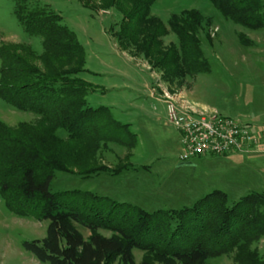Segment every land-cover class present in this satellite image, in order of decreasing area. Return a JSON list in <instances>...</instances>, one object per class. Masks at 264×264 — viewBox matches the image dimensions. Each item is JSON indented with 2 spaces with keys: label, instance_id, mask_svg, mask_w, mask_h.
I'll use <instances>...</instances> for the list:
<instances>
[{
  "label": "trees",
  "instance_id": "16d2710c",
  "mask_svg": "<svg viewBox=\"0 0 264 264\" xmlns=\"http://www.w3.org/2000/svg\"><path fill=\"white\" fill-rule=\"evenodd\" d=\"M14 1L22 30L39 38L42 48L36 57L25 47H0V99L44 122L37 139L34 129L27 126L15 130L0 126V194L5 206L17 216L32 215L47 222L44 237L24 241V251L41 264H109L116 258L120 264H136L135 249L154 254L157 264H204L210 257L245 247L264 235V213L259 212L264 193H250L228 206L225 193L212 191L190 207L148 212L82 190L50 192L54 172L65 171L66 164L82 156L79 146L96 150L100 142L124 145L121 135L128 138L127 145L134 146L136 140L129 126L114 120L107 107L86 106L85 84L71 78L85 63V49L62 24L61 16L46 6ZM207 1L236 24L252 30L264 28L260 0ZM101 2L103 8H112L122 17L115 34L118 43L142 53L166 79L208 73L209 64L194 35L199 25L196 12L169 21L177 44L163 49L166 27L149 16L154 0ZM58 130L64 132V140L53 135ZM75 224L91 231L87 240ZM99 229L112 235L102 236ZM246 254L245 263L241 260L240 264L247 260L264 264L250 250Z\"/></svg>",
  "mask_w": 264,
  "mask_h": 264
},
{
  "label": "rangeland",
  "instance_id": "374dc122",
  "mask_svg": "<svg viewBox=\"0 0 264 264\" xmlns=\"http://www.w3.org/2000/svg\"><path fill=\"white\" fill-rule=\"evenodd\" d=\"M26 1L29 6H46L57 13L62 24L76 34L86 55L84 65L71 78L85 84L86 106L107 107L120 125L130 124L129 131L136 140L134 146L127 145L128 138L121 135L119 139L124 145L100 142L96 150L88 145L79 146L82 156L66 164L65 171L54 172L50 192L82 190L148 212L190 207L194 200L212 191L225 193L228 206L250 193H264V156H257L264 154L261 144L264 125L256 126V130L248 125L259 138L250 151L205 155L182 162L178 135L166 124L164 107L149 101L168 93L184 105L194 107L185 101V92L217 109L221 116L233 119L238 114L260 116L264 111V61L256 58L243 61L241 57L245 56L240 54L245 50L243 42L251 44L246 35L259 34L256 31L260 29L252 30L232 22L207 0H154L149 16L166 27L162 48L177 44L175 34L169 30V21H180L185 18L183 13L196 12L199 25L194 35L209 64L208 73L168 80L142 53L118 43L115 34L122 17L112 8H103L101 0ZM260 1L264 9V0ZM16 7L14 0H0V47H25L38 57L42 52L41 40L24 33L16 18ZM34 64L41 68L39 61ZM238 121L244 124L245 119ZM43 123L37 115L15 110L0 99V126L12 130L27 126L34 129L37 139L36 136L43 134ZM53 135L65 139L62 130ZM259 212L264 213V206ZM46 226V221L32 215L20 217L10 212L0 194V264H39L23 250L22 243L42 239ZM75 227L84 240L90 237V230L77 224ZM97 233L105 237L112 235L102 229ZM247 250L264 262V235L245 247L210 257L204 264L245 263ZM132 255L136 264L142 260L157 264L155 255L149 252L135 249ZM109 264H120V260L116 258Z\"/></svg>",
  "mask_w": 264,
  "mask_h": 264
},
{
  "label": "built area",
  "instance_id": "2783aa9c",
  "mask_svg": "<svg viewBox=\"0 0 264 264\" xmlns=\"http://www.w3.org/2000/svg\"><path fill=\"white\" fill-rule=\"evenodd\" d=\"M165 103V122L179 135L182 162L205 155L247 152L257 144L248 125L217 113L197 111L170 94L160 97Z\"/></svg>",
  "mask_w": 264,
  "mask_h": 264
},
{
  "label": "crops",
  "instance_id": "0c3cea01",
  "mask_svg": "<svg viewBox=\"0 0 264 264\" xmlns=\"http://www.w3.org/2000/svg\"><path fill=\"white\" fill-rule=\"evenodd\" d=\"M256 32H260V33L259 34H254V32H253L251 34L246 35L247 36L246 40L248 39V41H250L251 44L248 45V42H245V45H246L244 47L245 50H243V53L242 52L240 53V54L245 56V57H241V59L243 61H247V60L251 61L254 58L264 61V28H262V29H260V30H258ZM198 75H201V74H198ZM139 82H141V78H140ZM183 96L186 99L185 101L188 102L190 105L193 103L194 107H197L199 109H208L209 111H215L218 114H220L217 109L212 108V107H208V106L200 103L199 101L194 100L193 95H190L191 96L190 97L187 93L184 92ZM151 100L152 101H156V103H159L160 105H162L164 107V111H165V103H164V101L161 98L158 99V98L153 97V98L149 99L150 102H152ZM186 106H187V104H186ZM138 107H140V106H138ZM194 107H192V108H194ZM258 113H260V112H258ZM237 118L240 119V120L241 119H245L244 124L249 125V127H251L252 129H255V130L257 128L256 126H263L264 125V111L262 112V114L260 116H259V114L256 115V116H250V115H246V114H244V115L243 114H241V115L238 114L236 119ZM128 125H130V124H128ZM178 139H179V135H178ZM261 144L263 145L264 143H261ZM257 156L258 157H262V156H264V154H260V155H257ZM254 157H256V156H254ZM263 172H264V170H263ZM197 200H194V201H197Z\"/></svg>",
  "mask_w": 264,
  "mask_h": 264
}]
</instances>
